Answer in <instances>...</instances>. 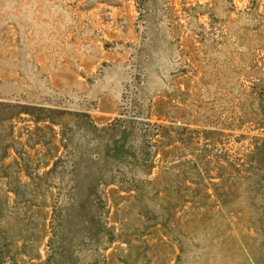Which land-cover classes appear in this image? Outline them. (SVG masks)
<instances>
[{
	"label": "rangeland",
	"instance_id": "374dc122",
	"mask_svg": "<svg viewBox=\"0 0 264 264\" xmlns=\"http://www.w3.org/2000/svg\"><path fill=\"white\" fill-rule=\"evenodd\" d=\"M263 95L264 0H0V188L16 171L20 196L7 203L24 224L15 264L52 248L54 264H180L190 219L200 247L215 244L205 264H245L264 208L220 213L214 194L188 202L178 165L206 148L253 169ZM89 124H126L133 153L146 145L149 164L131 168L150 182L142 203L119 177L96 191L104 168L92 160L106 141ZM60 225L66 243L51 247Z\"/></svg>",
	"mask_w": 264,
	"mask_h": 264
},
{
	"label": "trees",
	"instance_id": "16d2710c",
	"mask_svg": "<svg viewBox=\"0 0 264 264\" xmlns=\"http://www.w3.org/2000/svg\"><path fill=\"white\" fill-rule=\"evenodd\" d=\"M260 109L264 118V95L260 100ZM122 121L127 122L126 120ZM89 125V127L97 132L102 130V132L97 135L100 138L99 146L103 141H106V149L104 153L101 156L99 155L98 158L95 157V159L92 160L101 166V168H104L100 174V178L95 184L96 191L99 185L107 186L115 184V182L119 183V181L115 180L116 177H119L120 181L128 183V186H123L125 184L120 182L119 184L122 186V189L129 192L134 191L133 196L136 195V199L142 203V200H144L147 196L143 186L146 184L145 181L149 182V180H147V178L142 179L138 174L132 173L133 171L131 168L136 170L137 167L132 166V164L135 165V162L138 166H142L141 164L144 163L149 164L151 156L147 152L148 150L146 145L141 144L140 149L137 148L138 152L134 151L133 153L132 148L134 143L133 140L127 137L128 128L126 124L113 125L114 129H112V127L96 129L94 124ZM109 131L113 134L110 138L106 137V135L109 134ZM2 142L3 140L0 137V160L4 155L3 152L6 148H8L6 145L2 146ZM201 149L200 155H196L197 157L185 160L190 161V163L192 162V166L187 172H183L185 169L182 167L185 161L178 165L182 168L181 175L183 179L180 185L183 187L181 190L184 191L182 196L183 199L188 197L187 201L195 204L197 201V195L200 194V197L208 198L214 194L220 205V213H239L247 206L251 208V211L254 209L261 211V208H264V163L260 160V155H264V139L260 144L255 146L251 154V159L254 161L253 169H239L231 160L226 158L222 159L220 155L217 154L214 158H209L208 154H206L207 149ZM77 158L78 159L75 160V163H73V167L76 168L82 156H77ZM198 162L200 165L204 166L203 170H198V166L196 165ZM210 163H213L211 168L209 167ZM148 166L149 165H147L144 169L148 168ZM212 172L214 173L210 176ZM13 173L14 174L10 175L11 177L9 176L13 184H7L8 186L6 189L0 188V264H3L5 258L10 259V264H15L17 261V255L21 249V247L18 246V243H23L24 241L21 238L24 224L20 214L15 208L14 210L9 208L7 203L8 194L13 193L15 198H19L20 196V187L16 176L17 173L16 171ZM205 175L208 177L207 181L209 182L204 183L206 180ZM72 176L78 183H80L82 179L86 178V176L75 175L74 173H72ZM188 182L193 185H188ZM209 189L213 192L208 193L207 191ZM75 194L80 199V191L77 188ZM240 201L244 204H241ZM161 211V218L164 217V215H167V211H164L163 209H161ZM253 220L254 219L252 218V221ZM188 222L189 225H187V228H180V240H177L180 253L178 254L177 262L179 263L180 261V264H205L210 263L212 260L215 261L216 258L213 250L215 244L213 243L212 238L207 237L206 245L200 247L198 242L195 241L196 222L194 219H190ZM162 225H165L164 222ZM253 225L256 233V236L254 237V243L256 246L255 250H250L251 255L249 254V256H245L244 261L245 264H263L264 250L260 248L258 250L257 248L259 245L262 247L264 244V223L259 220V222L255 224L253 221ZM67 232V228L60 225L58 233H56V235L53 234L49 245L52 247L51 244L53 243L54 238L59 240L62 245L65 240L63 238ZM203 236L206 237L207 235L204 234ZM53 251H55L54 248L51 249V252L48 253L44 261L32 262L30 264H54L55 253H53ZM211 264H215V262Z\"/></svg>",
	"mask_w": 264,
	"mask_h": 264
}]
</instances>
